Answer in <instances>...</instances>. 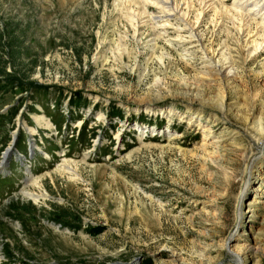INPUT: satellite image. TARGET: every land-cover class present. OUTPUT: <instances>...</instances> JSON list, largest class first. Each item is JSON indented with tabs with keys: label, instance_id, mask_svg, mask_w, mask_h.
Returning a JSON list of instances; mask_svg holds the SVG:
<instances>
[{
	"label": "rangeland",
	"instance_id": "obj_1",
	"mask_svg": "<svg viewBox=\"0 0 264 264\" xmlns=\"http://www.w3.org/2000/svg\"><path fill=\"white\" fill-rule=\"evenodd\" d=\"M145 1L0 0V264H264V54L206 8L232 0Z\"/></svg>",
	"mask_w": 264,
	"mask_h": 264
},
{
	"label": "bare ground",
	"instance_id": "obj_2",
	"mask_svg": "<svg viewBox=\"0 0 264 264\" xmlns=\"http://www.w3.org/2000/svg\"><path fill=\"white\" fill-rule=\"evenodd\" d=\"M203 2H206V0H203ZM209 2V1H208ZM146 4H150L152 3V5L158 7V9L160 10L161 13H163L164 16H169V15H172V14H180V12L182 11L181 8L177 5L176 1L175 0H146L145 1ZM207 3V2H206ZM210 3V2H209ZM202 4V3H201ZM214 4H209L208 6H206V8H211L213 7L214 9V14L216 17H218L220 19V23H221V26L220 28L224 27V24H222V21H224V19H228L229 21L232 22V28L234 29L233 31L235 32V35H236V40L240 41L243 43V48L246 49V50H251V54L252 53H255V54H258V53H263L264 54V0H232V4H231V10L233 12H231V10H228L227 8H222V9H216L215 6H213ZM182 6V5H181ZM185 5H183L184 7ZM188 6V5H187ZM201 6V5H200ZM205 6V5H204ZM150 7V6H149ZM186 7V6H185ZM202 7V6H201ZM187 8V7H186ZM157 9V8H156ZM200 10V8H198ZM204 9V8H203ZM158 10V11H159ZM187 10V9H186ZM185 10V11H186ZM209 10V9H208ZM201 11V10H200ZM202 12V11H201ZM206 12V10H205ZM235 12V13H234ZM182 13V12H181ZM188 13V12H187ZM198 13V12H197ZM203 13V12H202ZM136 14V13H135ZM134 14V15H135ZM200 14V13H199ZM202 15V14H201ZM130 16V15H129ZM174 16V15H172ZM171 16V17H172ZM213 16V14H212ZM132 17H135V16H132ZM131 17V18H132ZM159 17V16H158ZM152 18V17H150ZM164 18V17H163ZM170 18V17H169ZM181 18V17H180ZM179 18V19H180ZM187 18V17H185ZM185 18L183 20H185ZM204 18V17H203ZM135 19V18H134ZM133 19V20H134ZM162 20V18H160ZM167 19V18H165ZM199 19V17L197 18ZM158 20V19H156ZM169 20V19H168ZM214 20V19H212ZM130 21V20H129ZM176 21V20H175ZM174 21V22H175ZM191 21V20H190ZM219 21V20H218ZM217 21V22H218ZM258 21V22H257ZM134 22V21H133ZM160 22V21H159ZM192 22V21H191ZM197 22V21H196ZM195 22V23H196ZM253 22H255L256 26H252ZM131 24H133L132 22H130ZM135 23H137L135 21ZM154 23H157V22H154ZM190 23V22H189ZM211 23V22H210ZM219 23V24H220ZM164 24V23H163ZM187 24V23H186ZM193 25V23H190ZM213 24V23H211ZM152 25V24H151ZM156 25V24H155ZM162 25V24H160ZM169 26V24H168ZM219 26V25H217ZM251 26L253 28H251ZM177 27V26H176ZM189 27V25H188ZM191 27V26H190ZM189 27V28H190ZM213 27H216L213 25ZM230 27V28H231ZM159 28V27H158ZM152 29V27H151ZM156 29V28H155ZM165 29V28H164ZM175 29V28H174ZM173 29V30H174ZM184 29V28H182ZM186 29V28H185ZM224 29V28H223ZM158 30V29H157ZM179 30H181L179 28ZM188 30V38H191V39H195L196 42L199 44V49H201V51H205L206 55L205 58L207 60V66L210 67V70L213 71L214 74H216L220 79H222L224 82H226L227 80H229L230 78H234L237 74L236 70H235V65L233 62H221L220 61V56L221 54H219L218 50L217 49H211V50H208L207 53L206 50L207 48L204 46L203 47V44H202V38H201V34H200V31L196 26L194 27H191L190 29H186ZM215 30V29H214ZM163 31V30H162ZM178 31V30H177ZM218 31L220 33L221 29L218 28ZM167 32V31H166ZM165 32V33H166ZM163 33V32H162ZM229 33V32H228ZM167 35V34H166ZM177 35V34H176ZM179 35V34H178ZM234 35V34H232ZM234 35V36H235ZM163 36L164 33H163ZM182 36H185V35H182ZM187 36V35H186ZM218 36V35H217ZM156 38V37H155ZM177 39V38H176ZM175 39V40H176ZM185 39V38H184ZM183 39V42L186 41ZM190 39V40H191ZM153 40V39H152ZM169 40V39H168ZM178 40V39H177ZM190 40H188L190 42ZM179 41V40H178ZM205 41V40H204ZM154 42V41H153ZM167 42V41H166ZM173 42V40H172ZM187 42V41H186ZM195 42V41H194ZM168 43V42H167ZM156 44V43H155ZM196 44V43H195ZM195 48V47H194ZM198 48V47H197ZM210 49V48H209ZM227 49V48H226ZM233 49V48H232ZM200 51V50H199ZM202 53V52H200ZM204 53V54H205ZM230 54V53H229ZM203 55V54H202ZM254 55V54H253ZM203 59V58H202ZM222 60V59H221ZM204 61V59H203ZM262 65V64H261ZM206 66V67H207ZM209 70V69H207ZM210 73V72H209ZM206 75H209L208 73ZM215 75V76H216ZM204 76V75H203ZM206 77V76H204ZM223 95L220 96L219 100H218V109L219 110H223ZM203 107L199 108L198 109V112L197 114H199L201 117L203 114ZM220 111V113H221ZM219 116V115H218ZM217 117V116H216ZM98 118L99 119H102V115H98ZM35 123L39 126H41L42 124L45 125V127L47 129H51L52 128V125L44 119V117H41V116H37L35 118ZM220 120V119H219ZM43 126V125H42ZM81 127V122H79L77 124V128ZM138 129V128H137ZM141 127H139L138 130H140ZM143 132L140 131V134H142V136L144 135L143 133H146L145 131V127L142 129ZM154 131V130H153ZM28 133H32V130H29ZM154 133V132H153ZM152 133V134H153ZM176 133H173V134H169L168 137H170V140H173L176 138ZM174 136V137H173ZM261 137V142H262V145L264 147V134H261L260 135ZM209 137V134H203V142L201 144V149H205L207 148V146L211 143H216L218 145V140L217 138H213V140H210V142H207L209 141L208 139ZM212 138V137H211ZM220 139V138H219ZM206 141V142H205ZM32 142V141H31ZM31 146L33 145V143L30 144ZM9 149V148H8ZM46 159L48 158V156L45 157ZM3 161V160H2ZM2 161L0 162V169L2 168ZM53 172H58L60 175H64V176H75L76 174V168H75V165L73 166L69 160H63L61 162V164L57 165V167H55L54 171ZM30 174V173H29ZM47 175H50L49 173H46ZM253 174H250L249 175V181H251V178ZM41 179H43V177H37V178H31V183L29 184L30 187H37V188H41L40 186V181ZM27 186V187H29ZM24 188L22 190H20L19 192V195L21 197H24V198H27L29 200H32L34 201L35 203L38 202L39 200L45 198L46 196L44 194H35L33 192H30L29 189ZM261 188V187H260ZM258 189L259 192H262V189ZM243 197L241 198V203H240V206H239V218L241 220L242 216H243V212H242V207L244 206L243 205ZM229 241L231 242L232 239L229 238ZM229 244V242H228ZM244 255H242L243 257ZM234 257L236 258V262L238 264H247V259H245V257H240L239 254L238 255H234ZM247 258V257H246Z\"/></svg>",
	"mask_w": 264,
	"mask_h": 264
},
{
	"label": "water",
	"instance_id": "obj_3",
	"mask_svg": "<svg viewBox=\"0 0 264 264\" xmlns=\"http://www.w3.org/2000/svg\"><path fill=\"white\" fill-rule=\"evenodd\" d=\"M25 181V180H24Z\"/></svg>",
	"mask_w": 264,
	"mask_h": 264
}]
</instances>
